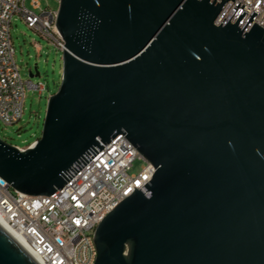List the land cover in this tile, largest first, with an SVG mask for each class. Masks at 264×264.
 Wrapping results in <instances>:
<instances>
[{
	"label": "water",
	"instance_id": "1",
	"mask_svg": "<svg viewBox=\"0 0 264 264\" xmlns=\"http://www.w3.org/2000/svg\"><path fill=\"white\" fill-rule=\"evenodd\" d=\"M236 0H60V89L0 177L51 196L117 136L152 180L97 227L94 264H264V29ZM31 79L41 76L38 66ZM0 264H42L0 223Z\"/></svg>",
	"mask_w": 264,
	"mask_h": 264
},
{
	"label": "built area",
	"instance_id": "2",
	"mask_svg": "<svg viewBox=\"0 0 264 264\" xmlns=\"http://www.w3.org/2000/svg\"><path fill=\"white\" fill-rule=\"evenodd\" d=\"M25 1L0 0V121L5 125L22 120L27 90L38 91L40 97L47 91L44 83L24 81L20 75L11 38L14 16L20 15L30 29L65 52L66 43L57 28L59 12L38 14L28 10ZM238 3L250 9L239 28L254 12L257 15L246 33L255 24L264 29V0H236L225 19ZM32 5L40 10L37 0ZM127 135L117 136L107 146L101 143L104 149L51 196L25 195L0 177V218L42 264H94L98 257L97 227L136 189L148 194L143 187L152 180L156 169L139 154ZM136 160H143L145 165L140 174L132 175Z\"/></svg>",
	"mask_w": 264,
	"mask_h": 264
},
{
	"label": "rangeland",
	"instance_id": "3",
	"mask_svg": "<svg viewBox=\"0 0 264 264\" xmlns=\"http://www.w3.org/2000/svg\"><path fill=\"white\" fill-rule=\"evenodd\" d=\"M26 0L25 7L35 13L42 11H58V0H37L40 10H35L32 2ZM12 44L15 49V60L20 75L24 81L30 78L29 72L35 65L41 74L39 78L31 79L33 82H42L47 91L40 97L38 91L27 90L25 111L21 121L13 125H5L0 121V139L12 146L27 149L42 135L48 100L60 89L63 72V52L58 50L40 34L30 29L20 15H15L11 26ZM145 162L136 160L131 168L132 175L142 171Z\"/></svg>",
	"mask_w": 264,
	"mask_h": 264
},
{
	"label": "bare ground",
	"instance_id": "4",
	"mask_svg": "<svg viewBox=\"0 0 264 264\" xmlns=\"http://www.w3.org/2000/svg\"><path fill=\"white\" fill-rule=\"evenodd\" d=\"M32 147L33 146H35V145H31ZM0 223L10 232V233H12L14 236H15V234L11 231V229H9L7 226H6V224L2 221V219L0 218ZM16 238H17V236H15ZM18 239V238H17ZM19 240V239H18ZM20 241V240H19ZM21 242V241H20ZM22 243V242H21ZM25 247H26V245L24 244V243H22ZM27 248V247H26Z\"/></svg>",
	"mask_w": 264,
	"mask_h": 264
}]
</instances>
